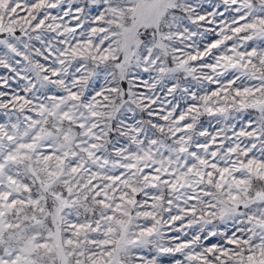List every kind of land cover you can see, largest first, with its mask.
Segmentation results:
<instances>
[{
    "label": "snow or ice",
    "instance_id": "snow-or-ice-1",
    "mask_svg": "<svg viewBox=\"0 0 264 264\" xmlns=\"http://www.w3.org/2000/svg\"><path fill=\"white\" fill-rule=\"evenodd\" d=\"M0 264H264V0H0Z\"/></svg>",
    "mask_w": 264,
    "mask_h": 264
}]
</instances>
